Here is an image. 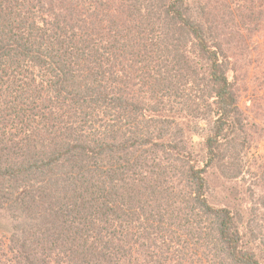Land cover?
<instances>
[{"label":"trees","instance_id":"trees-1","mask_svg":"<svg viewBox=\"0 0 264 264\" xmlns=\"http://www.w3.org/2000/svg\"><path fill=\"white\" fill-rule=\"evenodd\" d=\"M202 5L0 0L5 259L203 264L199 247L208 264H262L248 244L264 241L260 224L208 202L207 169L245 127L225 52L242 24L219 29ZM179 106L213 118L204 167Z\"/></svg>","mask_w":264,"mask_h":264},{"label":"rangeland","instance_id":"rangeland-1","mask_svg":"<svg viewBox=\"0 0 264 264\" xmlns=\"http://www.w3.org/2000/svg\"><path fill=\"white\" fill-rule=\"evenodd\" d=\"M188 6L196 11L198 5L207 7L211 15L219 21V29H225L231 23L242 24L233 47L225 52L232 60L233 69L228 77L235 82L234 91L245 127L241 133V145L223 150L218 164L211 163L207 169L208 202L218 208L241 211L248 222L260 224V236L264 235V0H187ZM248 7L251 9L249 10ZM229 10H233L234 20L230 21ZM240 49L237 50L235 47ZM248 46V47H247ZM194 66L205 71L203 60H194ZM205 73V72H203ZM202 73V74H203ZM201 74V75H202ZM178 120L185 129L186 146L191 149L192 159L200 161L204 167L209 161L204 142L212 134L213 118L193 119L190 111L179 106L176 110ZM212 120V121H211ZM245 138V139H244ZM227 148V147H225ZM233 153V154H232ZM230 155L233 169L229 168ZM238 168V169H237ZM251 210L252 213H251ZM253 214V215H252ZM3 213L0 212V217ZM1 236V235H0ZM248 236L251 237L249 233ZM3 239L0 238V243ZM249 246L257 253L264 264V241H249ZM1 247V245H0ZM192 262H204L203 252L197 247ZM0 250V264H16L12 254L5 259ZM9 254L6 253V256ZM210 264V263H209Z\"/></svg>","mask_w":264,"mask_h":264}]
</instances>
